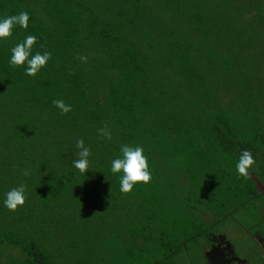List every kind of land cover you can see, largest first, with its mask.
Masks as SVG:
<instances>
[{"label":"rangeland","instance_id":"obj_1","mask_svg":"<svg viewBox=\"0 0 264 264\" xmlns=\"http://www.w3.org/2000/svg\"><path fill=\"white\" fill-rule=\"evenodd\" d=\"M159 2L163 3L142 0L138 15L128 0L112 9H121L120 20L127 30L140 23L142 28L149 25L165 33L168 46L175 47L169 59L180 60L178 66L198 73L213 88L218 100L209 108L228 109L233 115L230 123H250L257 163L249 177L236 174L237 159H226L221 171L211 164L205 178L198 176V170L182 175L184 166L178 163L175 172L163 173L155 188L140 184L132 193L122 194L108 173L113 157L106 148L118 145L114 139L118 135L112 131L111 141L97 135L99 128L109 130V124L91 123L92 119L86 123L87 113L86 118L80 114L78 126L55 129L40 119L26 127V117L33 110L37 113L29 106L32 110L22 114L17 126H3L15 110L13 102L5 99L0 104L4 105L0 107V199L25 179L22 170L31 169L33 175L23 207L11 212L0 205V264H24L18 250L7 246V237L35 244L47 264H193V258H201L194 243L201 244L203 235L213 231V221L238 224L243 237L264 233V218L256 212L264 205V0H182L178 6L183 9L178 10L176 4L171 14ZM228 9L233 12L226 13ZM160 35L148 38L156 43ZM164 48L161 45L157 54L149 50L147 54L159 62L166 57ZM243 70L256 92L241 91ZM243 94L254 100L248 107L242 105ZM186 96L192 103L197 100V94ZM204 99L200 96L198 101ZM77 138H83L93 153L86 178L71 168ZM57 190L61 193L56 197ZM251 198L255 203L249 210H235L227 217L235 206ZM225 214L227 218L221 217ZM234 237L230 234L228 240Z\"/></svg>","mask_w":264,"mask_h":264},{"label":"trees","instance_id":"obj_2","mask_svg":"<svg viewBox=\"0 0 264 264\" xmlns=\"http://www.w3.org/2000/svg\"><path fill=\"white\" fill-rule=\"evenodd\" d=\"M120 1L0 0V16L19 11H27L30 16L27 32L17 28L15 40L0 43V104L8 99L15 108L11 120H3L2 125L17 126L22 114L32 110L29 106L37 113L33 110L31 117H26V127H30L31 120L36 123L40 119L55 129L78 126L80 114L86 118L85 114L89 113L86 123L91 119V123L102 121L118 135L114 136L118 145L106 147L109 157L118 155L122 143L145 149L152 171V180L147 185L152 189L158 186L163 173L175 172L178 163L184 166V174L179 170L182 175L188 176L198 170V176L205 178L211 164H217V170L221 171V164L226 159H238L241 148L255 156L257 149L249 138L250 123L244 120L243 123H230L233 115L226 111L228 109L209 108L210 104L217 105L218 100L210 84L188 66L186 70L178 66L180 60L169 59L175 47L168 46L163 37L165 33L155 27L150 29L149 25L142 28L140 23L131 24L127 30L120 20L121 9H112ZM141 1L128 0L134 6L135 15H138ZM162 1L158 4L166 14L173 13L176 4H183L182 0L181 3ZM225 1L219 0V3ZM181 9L183 7L178 6V10ZM227 12H233V9ZM29 33L38 37L43 50L52 53L47 68L35 78L24 75L22 68L8 64L9 49ZM157 33L161 34L160 41L153 43L148 36ZM161 45L166 46V57L159 58L158 62L147 51L157 54ZM81 55L87 57V62L78 59ZM87 71H90L89 75ZM159 75H162V81L158 79ZM240 75L244 81L241 91L256 92L248 80L249 74L243 70ZM192 93L197 94L194 103L186 96ZM200 96L205 99L198 101ZM53 99H63L71 104L72 112L60 115L52 105ZM253 102L252 97L242 95L243 106L248 107ZM113 184L119 188L115 177ZM60 193L61 190H57L54 195L57 197ZM250 200L235 206L228 216L221 217L227 218L235 210H249L255 203ZM203 205L213 213V208L206 203ZM6 241L7 246L18 250L24 264H47L45 255L35 244L27 245L20 239L8 237Z\"/></svg>","mask_w":264,"mask_h":264},{"label":"clouds","instance_id":"obj_3","mask_svg":"<svg viewBox=\"0 0 264 264\" xmlns=\"http://www.w3.org/2000/svg\"><path fill=\"white\" fill-rule=\"evenodd\" d=\"M29 22L30 16L27 11L0 16V43L15 40L14 33L17 28L27 32ZM37 48L40 50H37ZM43 49L44 46L38 44L36 35L26 34L22 40L15 42L9 49L8 64L14 68H22L24 75L35 78L47 68L48 62L52 58V53ZM78 59L81 62H87L86 56L81 55ZM52 105L62 116L71 113L73 110L71 104L65 103L63 99H53ZM97 135L106 141L112 140V133L107 128L97 129ZM74 147L76 158L71 160V168L75 169L79 176L86 178L85 173L91 170L92 150L90 146L85 144L83 138H77ZM256 163L257 161L252 152L246 148H241L235 162L236 174L247 179ZM108 173L118 179V190L122 194H130L140 184L147 185L152 180L149 157L140 145L120 144L118 155L114 156L109 162ZM32 175L31 169L22 170V176L25 179L3 193L0 205L11 212L23 207L28 199V179Z\"/></svg>","mask_w":264,"mask_h":264},{"label":"flooded vegetation","instance_id":"obj_4","mask_svg":"<svg viewBox=\"0 0 264 264\" xmlns=\"http://www.w3.org/2000/svg\"><path fill=\"white\" fill-rule=\"evenodd\" d=\"M256 212L263 215L264 205ZM220 221L212 222L213 231L203 235L201 244L194 243L202 261L195 257L193 264H264V233L243 237L238 224L237 227L230 223L220 225ZM218 227L221 229L218 230ZM230 234L235 236L234 240H228Z\"/></svg>","mask_w":264,"mask_h":264},{"label":"crops","instance_id":"obj_5","mask_svg":"<svg viewBox=\"0 0 264 264\" xmlns=\"http://www.w3.org/2000/svg\"><path fill=\"white\" fill-rule=\"evenodd\" d=\"M261 217L264 218V212H263V215H261ZM156 264H158V262Z\"/></svg>","mask_w":264,"mask_h":264}]
</instances>
